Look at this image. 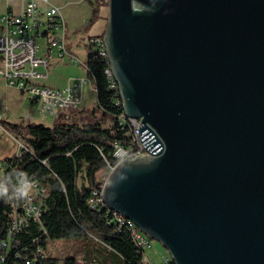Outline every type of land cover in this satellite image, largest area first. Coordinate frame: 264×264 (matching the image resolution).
Segmentation results:
<instances>
[{"label": "water", "instance_id": "obj_1", "mask_svg": "<svg viewBox=\"0 0 264 264\" xmlns=\"http://www.w3.org/2000/svg\"><path fill=\"white\" fill-rule=\"evenodd\" d=\"M106 52L145 153L105 209L173 264H264V0H108Z\"/></svg>", "mask_w": 264, "mask_h": 264}, {"label": "trees", "instance_id": "obj_2", "mask_svg": "<svg viewBox=\"0 0 264 264\" xmlns=\"http://www.w3.org/2000/svg\"><path fill=\"white\" fill-rule=\"evenodd\" d=\"M94 3L86 25H93L100 9L108 6V0H94ZM85 65L86 76L93 82L96 94L91 113L101 112L104 120L110 119L109 127L103 126L104 121L81 126L58 121L48 127L36 123L12 124L0 119V125L31 150L21 161L7 160L10 167L0 179L9 187V195L0 197V255H5L4 264H59L46 255V249L50 241L60 239H85L111 252L114 261L104 259L101 264H148L144 262V251L134 244L126 226L109 223L112 214L104 207L92 210L88 205L91 194L99 191L106 178H100V174L106 173V162L112 161V145L128 144V136L117 123L122 109L114 104L115 94L107 90L103 60L89 51ZM21 173L38 179L46 189V201L41 227L30 223L6 251L1 246L9 225L4 213L9 211L8 201ZM38 250L43 257L37 255ZM62 264L78 263L74 258H67ZM83 264H96V260Z\"/></svg>", "mask_w": 264, "mask_h": 264}, {"label": "built area", "instance_id": "obj_3", "mask_svg": "<svg viewBox=\"0 0 264 264\" xmlns=\"http://www.w3.org/2000/svg\"><path fill=\"white\" fill-rule=\"evenodd\" d=\"M11 1H19L20 4L14 8L9 5ZM54 1L56 0H0V8L3 6L4 9V15L0 17V80L6 88L16 90L26 96L33 105H36L38 114L43 120L55 118L58 113L67 110L78 109L82 100V87L85 84L84 78L73 81L70 86L61 89H52L45 84L50 61L59 62L67 58V26L60 8ZM86 44L89 51L96 53L104 62L107 90L115 94L114 104L118 109H122L117 123L128 136V144L112 145V161L106 162V173L109 174L124 160L133 161L143 153L149 157L153 156L140 143L138 136L140 121L127 118L123 112L119 86L111 70L104 38L89 37ZM69 61L75 66L82 63L79 59L74 58ZM85 68L86 65H84V70ZM17 143L19 151L15 159L21 161L22 156L25 153H31V150L26 144ZM9 167L8 161L0 162V179ZM27 178L33 185L29 196L17 198L12 192L8 201L9 211L4 213L9 219V225L1 246L6 251L30 223L41 227L40 218L46 201V189L34 176ZM19 180L15 182V186ZM88 205L92 210L104 207L101 188L91 194ZM108 212L112 214L109 223L126 226L134 244L139 249L148 251L152 248V241L130 221L118 213L109 210ZM37 255L40 258L43 257L39 250ZM161 255V264H173L167 253ZM4 262L5 255H0V264H4Z\"/></svg>", "mask_w": 264, "mask_h": 264}, {"label": "rangeland", "instance_id": "obj_4", "mask_svg": "<svg viewBox=\"0 0 264 264\" xmlns=\"http://www.w3.org/2000/svg\"><path fill=\"white\" fill-rule=\"evenodd\" d=\"M60 8L62 17L67 26L66 36V53L67 56L82 61L77 65L78 69L73 68L69 63H55L50 61L48 68V76L45 81L46 86L52 89H61V84L71 77L84 78L85 84L82 87V100L76 110H67L66 112L58 113L57 116L63 117L61 123H74L79 126L102 122L104 127L111 125L110 119H105L101 112L96 111L92 114V110L96 104V94L93 88V82L85 75L84 65L89 48L86 41L89 37H104L107 28L108 8L100 9L99 18L93 25H84L83 21L91 18L92 9L95 8L94 0H56L54 1ZM20 4L19 1H11L9 5L16 8ZM4 15L3 6L0 8V17ZM102 27V34L91 36L98 33ZM86 45V47H85ZM74 65V64H73ZM75 66V65H74ZM78 79V80H79ZM73 83V82H72ZM71 83V84H72ZM0 119L8 123H36L43 124L48 127L52 126L55 118L43 120L38 114V107L26 97L21 95L14 89H8L0 80ZM57 119V117H56ZM57 121V120H56ZM25 144L23 141L13 138L11 133L6 128L0 125V162H5L9 159H15L18 151V143ZM107 173H101L100 178L107 177ZM106 179V178H105ZM104 179V180H105ZM82 183V179L78 180V184ZM167 253L159 243L152 241V248L144 251V262L148 264H161L162 255ZM46 255L59 261L62 264L67 258H74L78 264L83 262H91L96 260V264H101L102 260L106 259L110 262L114 261V256L111 252H107L98 247L96 243L87 242L85 239H60L50 241L47 245ZM90 255L89 258L87 256Z\"/></svg>", "mask_w": 264, "mask_h": 264}, {"label": "clouds", "instance_id": "obj_5", "mask_svg": "<svg viewBox=\"0 0 264 264\" xmlns=\"http://www.w3.org/2000/svg\"><path fill=\"white\" fill-rule=\"evenodd\" d=\"M21 179L13 189V195L17 198H25L29 196L32 190V182L26 177L25 174L21 173ZM9 195V187L0 182V197H7Z\"/></svg>", "mask_w": 264, "mask_h": 264}, {"label": "crops", "instance_id": "obj_6", "mask_svg": "<svg viewBox=\"0 0 264 264\" xmlns=\"http://www.w3.org/2000/svg\"><path fill=\"white\" fill-rule=\"evenodd\" d=\"M86 23H87V19H85V20L83 21V24H84V25H86ZM100 34H102V27L99 29L98 33H96V34H92L91 36H97V35H100ZM66 45H67V43H66ZM85 47H86V45H85ZM69 58H70V57L67 56V58L63 59L61 63H64V62L69 63V64H71V65L73 66V68L79 70L77 66H74V65L69 61ZM59 62H60V61H59ZM59 62L56 61L55 63H59ZM84 72H85V70H84ZM85 75H86V72H85ZM78 79H79V78L71 77L70 79H68V80L65 82V84H64V83H63V84L60 83V86L57 85V87H62V88H64V87H68V86L71 85V83H72L73 81H77ZM93 88H94V85H93ZM56 117H57V119H56ZM56 117H55V121L53 122V124L56 123V122H58V121L60 122V119L62 120V118H63V117H60V115H59V116H56ZM56 120H57V121H56ZM53 124H52V125H53Z\"/></svg>", "mask_w": 264, "mask_h": 264}]
</instances>
